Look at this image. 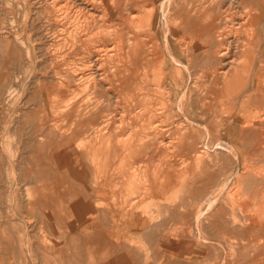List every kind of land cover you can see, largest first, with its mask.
Returning a JSON list of instances; mask_svg holds the SVG:
<instances>
[{"label": "bare ground", "instance_id": "6f19581e", "mask_svg": "<svg viewBox=\"0 0 264 264\" xmlns=\"http://www.w3.org/2000/svg\"><path fill=\"white\" fill-rule=\"evenodd\" d=\"M194 2L196 4H192L189 0H39L38 3L43 10H37L40 21L37 38L27 27H24L21 33L11 34L12 37L8 35L6 39L2 38L4 33L0 31V41L4 44L3 49H0V109L4 103L14 104L22 100L20 97L23 94L17 97L19 89L17 85L22 81L21 78L24 79L26 74L37 67L39 72L37 71L34 78L36 88L34 96L39 100L35 101L27 97V101L24 100L25 103L20 104L28 105L35 101L36 108L33 109V114L28 113L24 108V114L22 113V116L17 119L15 131L27 137L22 147L33 152L29 158L33 165L39 166L48 151L51 163L61 173L64 172L84 185L90 182L93 168L112 167L111 164L119 158L120 165L123 166L129 158L127 152L136 153L135 158L149 155L145 159L147 163H158L160 170L157 176H153L157 187L151 189L158 194L166 193L168 187L179 177L181 169L189 168L192 171L194 168L199 170V167H206L202 165V160L204 154L211 149L225 153L227 156H224L225 158L232 157L236 160L235 162H239L241 171L226 167L223 169L221 166L222 175L219 180L220 171L216 173L206 169L201 177L208 180L212 187L209 194L202 200L197 195L180 197L184 199V212L180 215L185 224L184 231L193 239L159 241L158 245H164L160 247L163 250V260L160 259L161 255L156 257V251L154 264H204V248L215 250L214 264H264V166L260 167L261 163L258 166L254 163L256 156L258 158L264 156V139L260 141L258 148L249 153V156L241 153V158L235 145L227 144L221 139L213 148L207 144L201 147L203 140L209 143L211 139V126L197 120L201 115L198 111L201 104L195 92L196 86L204 83L227 96H232L236 92L239 94L244 85V88L250 86L251 97H260L264 101V59H257V56L250 60L248 57L258 47L257 41L253 40L259 37L264 40L262 26L264 8L258 7L264 6V0H196ZM157 17L160 18L161 29L164 32L162 47L152 37L157 34L155 32ZM192 22L200 24L199 30L203 32L204 39L190 45L188 39L185 40V34L189 32L187 28ZM246 31L251 34L250 39L245 37L247 42L243 41L245 38L243 42H239L231 37L233 32L236 34ZM147 34L151 35V42L148 37L147 40L145 39ZM25 35L31 43L39 42L37 46L33 45V50L41 52L40 57H37L39 59L37 60L39 62L36 61L37 65L32 58L34 52L30 49H27L24 60L21 49L26 44ZM170 37L177 41L173 46L170 43ZM28 40L26 45H29ZM202 46L205 49H202ZM178 48L180 55L177 52ZM233 48L240 49L239 53L247 58L227 60V55ZM28 62H30L29 66H27ZM218 65L222 67L218 68ZM250 71H253V75ZM22 74L24 75L21 77ZM193 97L195 100L192 99ZM223 102L226 104L224 105ZM227 104L229 101L226 100L218 105L222 114L224 107L228 110ZM19 111L23 109L20 108ZM259 114V117L255 116L253 119L256 120L257 117V120L264 119V110ZM5 125V131L11 129L9 126L11 124ZM254 126L253 123L250 129H254ZM161 156L164 159L163 164L158 159ZM145 161L141 164H145ZM153 165L155 167L156 164ZM47 167L51 168L48 165ZM48 168L41 172L36 171V174L43 176L42 173ZM133 171L121 172L128 185L127 189L133 187L131 179H134L136 175ZM194 171L190 173L195 174ZM196 174L200 173L196 172ZM189 178L193 179L195 175ZM183 180L184 184H187L185 179ZM196 182L197 179L194 182L191 180L190 190L194 188ZM145 183L150 184L148 181ZM96 192L97 194L105 193V189L101 188ZM148 193L150 194L151 191ZM76 197L67 196L66 198L75 201L73 208L81 216L90 209L93 211L91 206L95 204L94 213L99 216L101 212L99 208L101 204H104L103 201L96 199L97 203H92L91 192L87 196L89 202L86 197ZM175 201H178L177 198ZM138 202H140L139 198ZM156 202L159 203L157 200ZM131 204L134 203L131 201ZM168 211L170 213L173 210L170 211L168 208ZM158 214L161 215V213ZM160 215H158L159 218ZM155 218L152 219L155 220ZM82 220L84 222V219ZM133 226L137 227L135 231L139 234L176 231V228L174 231L171 230L175 226L167 229L168 226L163 224L142 226L140 216L135 219ZM7 228L8 226L5 229ZM193 228L195 234L200 237L208 230H212L215 235H211L209 240L208 234L206 238L202 235L203 243L198 242L196 240L198 237H193ZM48 229L51 232L50 227ZM138 233L130 237L136 241H143V234L140 239ZM8 236L10 237V234ZM195 240L198 247L193 245ZM109 247L107 245L108 249ZM151 247L160 250L157 243L151 244ZM135 249L132 251L136 252ZM123 250L125 252L128 249L124 247ZM189 250L196 251L194 258L189 256ZM143 259L148 261V257ZM132 262L133 260L123 253L115 256L108 264L137 263ZM145 264L148 263L145 262Z\"/></svg>", "mask_w": 264, "mask_h": 264}, {"label": "rangeland", "instance_id": "374dc122", "mask_svg": "<svg viewBox=\"0 0 264 264\" xmlns=\"http://www.w3.org/2000/svg\"><path fill=\"white\" fill-rule=\"evenodd\" d=\"M194 1H196V0H189V2H191L192 4H196V2H194ZM23 2H25V3H23ZM38 2H39V0H0V31L4 33V34L2 33L4 35V36L2 35V38L6 39V38H8V35H10L12 37V35H14L15 33H21V30L24 27H27V29L29 31H31L32 35L35 36V38H37L38 32H39L38 27L40 24V21L38 20L39 17L37 14V10H43V8L40 7ZM258 7L264 8V6H262V5L261 6L259 5ZM25 8H27V9H25ZM17 12H18V14L19 13L20 14L18 15ZM155 21H156L155 32L157 34L154 36L152 35V37L162 47L164 44V32L161 29L160 18L157 17L155 19ZM29 26H31V27H29ZM262 26L264 29V23ZM199 28H200V24L195 23V22H192L191 25L189 26V28H187V30L189 32H186L185 40L188 39V42L191 43L190 45H192L193 43L195 44V42L197 40L204 39V37L202 36L203 32H201L199 30ZM17 30H18V32H16ZM148 35L149 34H147V36H145V39L147 40V37H148V40L151 42L152 37H151V35L150 36H148ZM231 35H232L231 37L237 39L239 42H243V41L247 42L246 38H248V39L251 38V34L249 31L248 32L246 31L245 33H241V32L238 33L237 32L236 34H234V32H233V33H231ZM27 40H28V38L25 35L26 44H27ZM45 41L48 42V40H45ZM253 41L254 42L257 41L258 47H256L254 49V51L252 52V55L248 56V57L250 58V60L257 58V56H258L257 59H260V58L264 59V40H263V38L259 37L257 39H254ZM28 42H29L28 43L29 45L25 44L24 45L25 47H22V49H21V51L23 50L22 54L24 56V60L26 58L27 49H30L32 52H34V53H32L33 54L32 58H34V61H35L34 63L37 65L38 64L37 62H39V61H37V60H39V59H37V57H40L41 52H38L37 50H33V45L35 44V46H37L39 44V42L38 43L37 42L31 43L29 40H28ZM176 42H177L176 40H174L170 37V43L172 46L175 45ZM200 44L203 45L202 43H200ZM259 44H260V46H259ZM2 45H4V44H3V42L0 41V49H3ZM203 46H202V49L204 48ZM30 47H32V48H30ZM238 50H240V49H238ZM238 50H235L233 48V50L230 51L229 55H227L226 59L229 60V59L235 58L238 60V59L242 58V60H243V58H245V57L247 58V56H242L239 53L240 51H238ZM233 51H234V53H232ZM235 51H238V52H235ZM177 52L180 55V49L179 48H178ZM28 63L29 64H27V66L30 65V62H28ZM220 67H222V66L218 65V68H220ZM37 71H38V69H37V67H35V69H33L32 72H29L28 74L25 75L24 79H22V78L20 79L22 81L19 83V85H17V89L19 88L17 90V97H18V95L23 94L20 97L22 100H18L14 104L13 103H4L2 105V109H0V142H1L0 143V151H1V153H0V172H1L0 173V190H1V192H0L1 193L0 194V222H1L0 229L2 227H4L3 230L2 229L0 230V248L3 250L2 251L0 249V257H1L0 258V264H49L50 262H51L50 264H108L115 256H117L119 254H123V253L128 255L129 259L133 260V262L134 261L137 262L136 264H145V262H147L148 264H154V262L156 260V258H155V252L156 251H157L156 257H159L161 255L160 259L163 260V257H162L163 250L160 247H164V245H162V246L158 245L159 241H170V240L176 241V239L180 240V241H186V240L189 241L190 239H193L190 236H188L187 232L184 231L185 224L182 222V218H180V215H182V213L184 212V210H183L184 209L183 208L184 199L182 200L180 197L182 196V198H185V197L187 198V197H190L193 195H197L201 200L204 199L209 194V192L212 190V187L210 186L208 180H205V179H203V177H201L202 172L205 171L206 169L216 171V173L220 171L219 172V180H220L221 175H222V171L220 170L221 166L223 167V169L226 167L227 169H236L237 171L238 170L241 171V168H239L240 167L239 162L238 161L235 162L236 160H234L232 157H231V159L225 158V157H227L226 154L220 153L219 150L214 151V149H211V151H208L209 153L207 152L204 154V157L202 160V165H205L206 167H204V168L199 167L198 168L199 170L194 168L192 171L196 170V171H194L195 174L190 173L192 171L189 168L181 169L182 172L179 170L180 171L179 173L181 176L179 175L177 180H174V183L170 187H168L166 193H164V194L160 193V192L158 194L157 191L151 190L152 188L157 187L156 179H154V177L158 175V170H160V169L158 168V163H152L151 164V163H147L145 161V159H147V156H149V155H147V156L145 155L141 158H137V157L135 158L136 153L131 154L130 152H127L129 158L126 159L123 166L120 165V158H119L117 161H115V163L111 164L112 167H109V168H107V167L106 168L96 167L95 169L93 168L92 169V176L90 178V182H88L86 185L82 184L81 182H77V181L73 180L71 177H69L63 171H62L63 173H61L56 168V166L51 163L50 158H49L50 153L48 151H46V155L43 154V155H45V158H43L41 160V162H40L41 164H39V166L38 165L35 166L29 160V158L33 152H30L29 150H25L22 147V144L25 142L27 137L25 135L22 136V135L18 134L17 131H15V129L17 127V124H16L17 119L22 116V113L24 114V108L27 109L28 113H32V112L34 113L33 109L36 108V107H34V102L39 100V99L34 96V94L36 92L34 78H35V75H37V73L39 72V71L38 72ZM250 72H251V75H253V71H250ZM23 75L24 74H22L21 77ZM249 82H247V84H249ZM24 83H25V85H24ZM242 88L243 89L241 90V92H239V94L236 92L232 96H227L225 93L219 91L218 89L211 88L210 85H207L204 83H200V84H198V86H196L197 90L195 92L197 93L198 99H199L200 104H201V106L199 105L198 111H199V113L201 112V115L203 116V117L201 115L198 116L197 120L201 123L209 124L211 126V139L213 138L212 140L210 139L211 141L209 140V143H208V141L206 142L205 140H203L201 147H203L207 144L209 147L211 146L213 148L215 143H217L218 140L221 139L227 144L230 143L232 145H235L238 148L240 158H241V153L249 156V153H252V151L255 148L259 147V143H261L264 139V119L261 118V119L257 120V118L260 115L259 112H263V110H264V101L260 97H251L252 92L249 91L250 86L244 88V85H243ZM23 92H25V93H23ZM196 93H194V95ZM27 97L35 100V101L31 102L33 104L30 103L28 105H25V104L20 105L21 103H25V101H27V99H28ZM194 97H196V96H194ZM194 97L192 99H194ZM226 100L229 101V104H227L226 107L227 106H229V107H228V110H226L224 107V113L222 114V111H220V108L218 107V105L220 104V102L226 101ZM203 101H204V103H203ZM260 103L262 104V107H260L261 106ZM223 104L225 105L226 103L223 102ZM254 105H256V106L259 105V106L257 108L256 106L254 107ZM20 108H22L23 111H19ZM15 111L18 113H16ZM12 114H14V115H12ZM15 114H18V115L15 116ZM255 116H258L256 118L257 121L253 119ZM8 117H10V118L8 119ZM11 117H12V119H11ZM26 119H28V117ZM262 120H263V122H261ZM6 123L11 124V125H9L11 127V129L10 130L8 129V131L7 130L5 131V127H6L5 124ZM253 123L255 125L253 127L254 129H250V128H252L251 126ZM4 133H5V135H4ZM4 136H6V137L4 138ZM9 137H10V140H9ZM12 137H14V138H12ZM255 137H256V139H255ZM2 141H3V143H2ZM212 141L213 142L215 141V142L213 143ZM9 148H12L11 150L13 153L11 152V150ZM11 154H12V156H11ZM129 154H131V156H133V157H131ZM6 157H7V159H6ZM229 158H230V156H229ZM253 158H255V156ZM158 159L163 164V161H164L163 156L158 157ZM161 159H163V160H161ZM224 159H225V161H222ZM226 159H227V162H226ZM143 161H145V164L144 163L141 164ZM263 161H264V156H262L260 158H258V156H256L254 163H257V166L260 165V163H261L260 167H262V166H264ZM25 162L27 163V165ZM222 162H224V163H222ZM153 164H156L155 167ZM227 164L230 166L228 167ZM47 165L51 168H48ZM119 165H120V167H118ZM146 165L148 167H146ZM124 166H127V167L124 168ZM35 168H36V170H35ZM47 168H48V170L46 172L42 173L43 176H38L36 174L37 173L36 171L41 172ZM131 168H135V169H133L134 171ZM146 168H147V170L144 171V169H146ZM148 168H150V169L148 170ZM104 169H106V170H104ZM107 169H110V170H107ZM122 169H124V170H122ZM11 170H12V172H11ZM122 171H124V172H127V171L128 172L129 171L135 172L134 173V175L136 174L135 178L131 179V183H133L132 188L127 189L128 185L124 181L125 179H123L124 174L121 173ZM143 172H145L147 175L144 174ZM153 172H155L157 174H154ZM184 172H185V174H184ZM196 172L200 173L199 174L200 176L197 175ZM28 173H30V174H28ZM31 174H33V175H31ZM100 174L102 176H100ZM193 175H195V178L190 179L189 177H192ZM17 176L19 177V179ZM187 176H188V178H187ZM160 178L161 177L159 175V180H160ZM42 179H44V180H42ZM145 179L150 184L145 183V182H147ZM179 179H181V180L185 179L187 184H184V180L181 181ZM196 179H197V182H196L194 188L190 190L189 188H190L191 180L194 182V181H196ZM95 180L97 183L95 182ZM180 181L182 182L181 184H180ZM141 182L145 183V184H142ZM95 183L98 185H96ZM92 184L94 186H92ZM159 185H160V183H159ZM180 185H182L181 186L182 188L180 187ZM135 187H136V189H135ZM101 188L105 189V193H103L104 192L103 191L101 194H97L96 191H98ZM111 189H113V190L111 191ZM180 189H183L184 191L182 192V190L180 191ZM135 190H136V192H135ZM137 190H139V191H137ZM148 191H151V193L149 194ZM19 192H21V193H19ZM90 192H91V196L93 199V200L91 199L92 203H97L96 199H100V201L101 202L103 201L102 203H104V204H101V207L99 208V209H101L99 216H97V214L94 213V210H96V204H95V205L91 206L93 211H91V209H90L89 211L84 213V215H83V216H85V218H84L83 216H81V214L79 212H77L73 208L75 201L73 202V200L72 201L70 199L68 200L66 197L71 196V198H72V197L78 196L81 198L86 197V199H87V196H89ZM92 192H93V194H92ZM196 192H197V194H196ZM14 193H15V196H14ZM179 193H184V194L180 195ZM185 194H186V196H185ZM144 195H146V196L143 197ZM113 197L116 200H114ZM117 197H118V199H117ZM128 198H129V200H128ZM138 198H139L140 202L137 203ZM176 198L178 201H175ZM110 199H111V201H110ZM136 199H137V201H136ZM141 200L143 203L141 202ZM150 200H153V201H150ZM156 200L159 203H157ZM107 201H109V202H107ZM131 201L134 204L130 205ZM87 202H89L88 199H87ZM146 202H148V203H146ZM160 202H161V204H160ZM172 202H174V203H172ZM140 203L142 206L140 205ZM155 203H156V205H155ZM169 203H171V204H169ZM14 205H15V208H14ZM159 205H161V206H159ZM164 205L167 208L164 207ZM130 206H132V207H130ZM171 207H172V209H171ZM168 208L170 211H172V210L173 211L169 213ZM166 210L169 214L166 212ZM226 211H228V209H226ZM131 212H133V213H131ZM157 212L161 213V215L158 214ZM132 214H134V215H132ZM157 214L160 215L161 217L159 218V216ZM18 215H20L21 218L18 217ZM139 216H140V224L142 226H148V225L153 226V225L163 224V225L168 226L167 229L170 228L171 226H175V227H172L171 230L174 231L175 230L174 228H176V231H174V233L167 231L165 233L164 232H158L155 234H150L148 232H146V233L143 232V233L139 234L138 232L135 231V229L137 227L133 226L135 224V219H138ZM168 216L171 218H169ZM152 218L153 219L155 218V220H153ZM82 219H84V222ZM90 221H92V222H90ZM119 222H121V223H119ZM6 225L9 228V229L7 228L8 230L5 229L7 227ZM47 225H48V227H47ZM49 227H50L51 232H49V229H48ZM4 229L7 231V233ZM1 232L4 234H2ZM64 232L66 233V236H65ZM192 232H193V237L194 238L198 237L196 240L198 242H202V243L204 240L203 236H205V238H206V236L208 234L207 238L209 240L211 238V235L212 236L215 235L214 233H212V230H208L207 233L203 232L201 234V237H200V235L197 236L195 234L196 232L194 231V228L192 229ZM134 233L136 235L138 233L139 237L143 234L142 235L143 239L140 237V239H142L143 241L133 240V238H131L133 236H131V235L132 234L134 235ZM9 234H10V237L13 235V237H15L14 238L15 240L13 239V237L10 238L8 236ZM60 234H62V235L60 236ZM5 236H8L7 239H4V238H6ZM26 236H28V237L26 238ZM9 238L12 241L11 240L9 241ZM45 238H46V241H45ZM27 240L29 242H27ZM196 240L194 241V244H193L194 247L199 246V245H197ZM15 243L17 244V246ZM55 243H57V244H55ZM61 243H62V247H61ZM156 243H157V246L160 248V250H155V248L151 247V244L156 245ZM107 245H108V247L110 246L111 248L109 247V249H108ZM203 245H205V244H203ZM124 247L126 248V250L128 249L125 252L123 250ZM50 248L52 249V252H51ZM104 248L106 249V251ZM139 248H140V250H137ZM134 249L136 252L132 251ZM205 249L206 248H204V250H203V259L205 256L204 264H214V260L216 257L215 250L213 248H209L206 250ZM88 251H91V252L89 253ZM143 251L145 252V255H144ZM189 252H190L189 256L191 258H194V256H195L194 252H196V251L189 250ZM6 253H7V255H6ZM144 257L145 258L148 257L149 262L146 261V259L144 261V259H143ZM41 261H43V262H41ZM228 261H226V262H228ZM155 264H159V263H155Z\"/></svg>", "mask_w": 264, "mask_h": 264}]
</instances>
